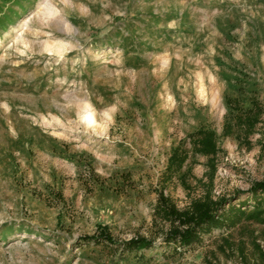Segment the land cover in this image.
I'll return each mask as SVG.
<instances>
[{"label":"rangeland","instance_id":"374dc122","mask_svg":"<svg viewBox=\"0 0 264 264\" xmlns=\"http://www.w3.org/2000/svg\"><path fill=\"white\" fill-rule=\"evenodd\" d=\"M48 1L51 15L0 0V264H264L258 221L184 249L154 216L161 191L179 209L206 193L255 205L264 112L224 123L264 109V0ZM201 128L216 155L194 151ZM176 147L187 159L166 177ZM103 226L113 243L84 238ZM136 237L152 245L126 248Z\"/></svg>","mask_w":264,"mask_h":264},{"label":"trees","instance_id":"16d2710c","mask_svg":"<svg viewBox=\"0 0 264 264\" xmlns=\"http://www.w3.org/2000/svg\"><path fill=\"white\" fill-rule=\"evenodd\" d=\"M231 102V99H228ZM264 112L260 103L254 99L251 106L243 108L235 105L230 113V120L224 123L225 133L231 132L233 127L252 130L259 122ZM194 151L207 156H214L218 152L217 136L211 129L201 128L191 135ZM187 153L176 147L168 158L165 176L172 175L186 161ZM165 177V179H166ZM250 196L256 200L252 209H243V206L231 204V200L222 197L214 199L209 193L191 201L185 209H179L172 198L159 192L154 208L155 220L160 219L169 223L166 230H162L163 241L166 244L176 243L182 248H188L201 240L203 232L215 228L231 229L244 219L258 221L264 224V180L255 182L249 189ZM263 195V196H261ZM156 222V221H155ZM86 239H96L98 242H114L106 226L100 227L99 232ZM126 248L142 249L152 245V240L136 237L123 242Z\"/></svg>","mask_w":264,"mask_h":264},{"label":"bare ground","instance_id":"6f19581e","mask_svg":"<svg viewBox=\"0 0 264 264\" xmlns=\"http://www.w3.org/2000/svg\"><path fill=\"white\" fill-rule=\"evenodd\" d=\"M37 7L39 9L40 8L41 9L42 8H45V12L48 13L49 15H51V13H54V8L52 7L51 3L48 0H41V2L38 4ZM32 15H33V13L30 14V16H32ZM30 16H26L22 20L20 26H26V24L28 23V20H29ZM13 29L14 28H12V30ZM20 36H22V33L21 32L18 34L17 38L20 37ZM87 110L88 109H86V111H85V113L83 115V119H85L87 121V123L89 124V123H91L93 121V116H92V113L91 112H88Z\"/></svg>","mask_w":264,"mask_h":264}]
</instances>
